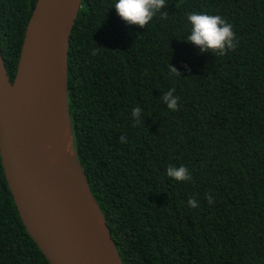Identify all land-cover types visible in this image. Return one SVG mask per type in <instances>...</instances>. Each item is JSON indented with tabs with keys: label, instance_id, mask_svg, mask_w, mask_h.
I'll return each instance as SVG.
<instances>
[{
	"label": "trees",
	"instance_id": "16d2710c",
	"mask_svg": "<svg viewBox=\"0 0 264 264\" xmlns=\"http://www.w3.org/2000/svg\"><path fill=\"white\" fill-rule=\"evenodd\" d=\"M33 3L0 0L10 80ZM114 3L80 0L66 107L73 150L121 263L264 264V0H165L167 19L157 13L143 28L127 25ZM192 12L232 24L235 49L218 56L187 42ZM173 88L176 111L162 101ZM181 165L191 181L166 175ZM0 264H49L1 164Z\"/></svg>",
	"mask_w": 264,
	"mask_h": 264
},
{
	"label": "water",
	"instance_id": "95a60500",
	"mask_svg": "<svg viewBox=\"0 0 264 264\" xmlns=\"http://www.w3.org/2000/svg\"><path fill=\"white\" fill-rule=\"evenodd\" d=\"M79 3L34 0L11 80L0 55V164L17 214L49 264H106L87 194L96 202L74 150L75 162L66 154L46 160L34 125L40 109L61 93L70 132L66 54ZM102 220L114 264H122Z\"/></svg>",
	"mask_w": 264,
	"mask_h": 264
},
{
	"label": "clouds",
	"instance_id": "9594fccd",
	"mask_svg": "<svg viewBox=\"0 0 264 264\" xmlns=\"http://www.w3.org/2000/svg\"><path fill=\"white\" fill-rule=\"evenodd\" d=\"M117 15L127 24L145 27L160 13L161 19H167V12L162 9L166 7L165 0H115L114 6ZM190 25V34L186 41L197 46L200 53L211 51L213 55L223 56L229 50H234L237 44L232 24L228 23L220 15L192 12L187 15ZM98 49H93L92 54L96 55ZM179 72L172 67L170 74L176 75ZM175 88L165 92L162 101L167 108L176 111L179 97L174 95ZM136 123H139L141 109L136 107L131 113ZM125 137H120V142H125ZM166 175L178 182L191 181L192 176L186 166H169ZM208 202L212 203L211 195L207 196ZM188 205L192 208L198 207L195 199H189Z\"/></svg>",
	"mask_w": 264,
	"mask_h": 264
},
{
	"label": "bare ground",
	"instance_id": "6f19581e",
	"mask_svg": "<svg viewBox=\"0 0 264 264\" xmlns=\"http://www.w3.org/2000/svg\"><path fill=\"white\" fill-rule=\"evenodd\" d=\"M34 125L36 134L40 140V153L46 160H54L62 154H66L70 156V160L76 161L67 123L66 108L61 93H56L40 109L34 118ZM78 172L84 184L80 170ZM87 202L90 216L96 225L101 239L102 256L106 264H114L112 253L108 246L102 216L93 199L89 196V193L87 194Z\"/></svg>",
	"mask_w": 264,
	"mask_h": 264
}]
</instances>
